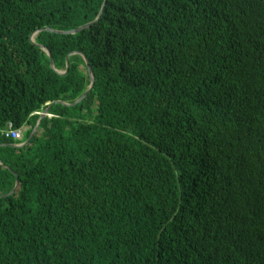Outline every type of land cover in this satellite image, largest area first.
<instances>
[{"label":"trees","instance_id":"16d2710c","mask_svg":"<svg viewBox=\"0 0 264 264\" xmlns=\"http://www.w3.org/2000/svg\"><path fill=\"white\" fill-rule=\"evenodd\" d=\"M103 2L0 0V264H264V0Z\"/></svg>","mask_w":264,"mask_h":264},{"label":"water","instance_id":"95a60500","mask_svg":"<svg viewBox=\"0 0 264 264\" xmlns=\"http://www.w3.org/2000/svg\"><path fill=\"white\" fill-rule=\"evenodd\" d=\"M104 5H105V0H104V2H103V5H102V8L104 7ZM100 14H101V12H100ZM99 17H97L96 18V20L98 19ZM95 20V21H96ZM94 21V22H95ZM93 22V23H94ZM93 23H88V24H85V25H83V26H81V27H79V28H77V29H75V30H71V31H65V32H59V31H52V30H50V29H47L48 31H51V32H54V33H62V34H76L77 32H79V31H81V30H84V29H87L88 27H90ZM36 35V33H34L31 37H30V40L33 42V40H34V36ZM38 47H40L41 49H43L45 52H46V54H47V56L49 57V61H50V67L52 68V69H54V67H53V61H52V58H51V55H50V52L47 50V49H44L43 47H41V46H38ZM72 54H75V53H72ZM70 55V54H69ZM68 55V56H69ZM68 56H66V59H65V67H66V70L68 69ZM83 58V60H84V63H85V66H86V70H87V73H88V75H89V80H90V84H89V86H88V88H87V90L76 100V102L73 104V105H75V104H77V103H79V102H81L87 95H88V93L91 91V89H92V86H93V74H92V71H91V69H90V66H89V62H88V60L85 58V57H82ZM58 72V74H60V75H62V74H64L65 72H59V71H57ZM53 103H51V104H49V106H48V108L52 105ZM48 108H46L45 110H43V112H41V113H39L38 115H39V119H38V122H37V126H38V123H39V121L43 118V117H45L46 115H47V111H48ZM37 126H36V128H37ZM36 128H34V130L32 131V134L31 135H33V133L36 131ZM28 141H29V139L28 140H26L24 143H22V144H19V145H15V147H22V146H24L25 144H27L28 143ZM17 186H18V183L16 182V184H15V187L12 189V191L10 192V194L11 193H13L14 191H15V189L17 188Z\"/></svg>","mask_w":264,"mask_h":264},{"label":"built area","instance_id":"2783aa9c","mask_svg":"<svg viewBox=\"0 0 264 264\" xmlns=\"http://www.w3.org/2000/svg\"><path fill=\"white\" fill-rule=\"evenodd\" d=\"M48 117H50V116H48ZM4 136L6 138H10L14 141H20L22 139V131L20 129L13 128L12 124L9 123L7 125L6 131L4 132Z\"/></svg>","mask_w":264,"mask_h":264},{"label":"rangeland","instance_id":"374dc122","mask_svg":"<svg viewBox=\"0 0 264 264\" xmlns=\"http://www.w3.org/2000/svg\"><path fill=\"white\" fill-rule=\"evenodd\" d=\"M21 131H22V129H21Z\"/></svg>","mask_w":264,"mask_h":264}]
</instances>
